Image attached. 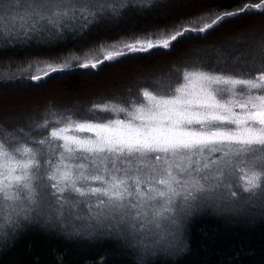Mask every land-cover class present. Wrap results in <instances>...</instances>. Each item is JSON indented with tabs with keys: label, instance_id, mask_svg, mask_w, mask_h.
<instances>
[{
	"label": "snow or ice",
	"instance_id": "6c2138e0",
	"mask_svg": "<svg viewBox=\"0 0 264 264\" xmlns=\"http://www.w3.org/2000/svg\"><path fill=\"white\" fill-rule=\"evenodd\" d=\"M262 3L249 7L264 12ZM115 7L99 0H0V16L14 14L22 22L7 30L8 37L30 38L45 27L59 34L67 21L77 19L87 27ZM244 11L190 25L171 41L186 33L207 34ZM152 39L144 41L150 47L126 44L128 51L100 63L113 65L137 52L169 49V40ZM70 71L62 64L30 79L39 82ZM52 123L57 126L33 139L32 146L10 148L0 140V201L7 211V221L0 222V243L6 245L28 224L75 228L80 221L91 228L93 222L110 221L129 231H143L146 224L159 230L167 224L157 236L180 250L185 246L181 217L224 196L236 197L230 180L236 170L244 173L245 192L255 194L264 181V45L259 60L240 61L235 72L185 70L176 85L162 84L155 93L143 90L139 102L94 104L83 120L57 117ZM48 124L45 120L37 128ZM7 135L0 128V136ZM81 205L87 215L77 212Z\"/></svg>",
	"mask_w": 264,
	"mask_h": 264
},
{
	"label": "trees",
	"instance_id": "16d2710c",
	"mask_svg": "<svg viewBox=\"0 0 264 264\" xmlns=\"http://www.w3.org/2000/svg\"><path fill=\"white\" fill-rule=\"evenodd\" d=\"M99 2L116 7L99 13L94 20L90 16L92 22L87 27H83L85 21L77 19L67 21V27L59 34L45 27L30 33V38L8 37V29H0V128L8 134L0 136V140L10 148L32 146L33 139L41 138L48 129L57 126L52 123L57 117L83 120L86 110L94 104L112 101L126 106L129 99L139 102L143 90L155 93L162 84H178L186 69L235 72L240 61L254 56L260 59L264 43L256 35L264 33V12L249 6L261 0ZM261 7L264 8V3ZM241 8L245 11L227 18L207 34L186 33L177 41H171L177 31L190 25H203L227 12H239ZM146 39L154 43L169 40L170 47L121 57L113 65L100 63L109 55L115 57L118 51H128L126 44L144 43ZM221 48L235 52L224 58L215 55L199 59L200 51L216 53ZM186 49L198 51L197 57L190 53L187 67L176 68L169 79L161 77L177 52ZM231 60L238 64H231ZM62 64L71 71L56 73L39 82L30 79L32 75L43 76L51 72L52 67ZM78 64L89 67L82 68ZM92 64L96 67H91ZM56 82L67 89L65 92L70 97H62L57 91L38 96L37 91L47 90ZM15 93H27V96L23 101L5 102L6 97ZM13 103L24 107L15 109ZM45 120L49 121L47 129H38L37 125ZM77 212L87 215L83 205ZM259 213L258 217H248L243 222L234 218L203 217L182 224L185 246L180 250L151 249L148 242L153 243V240L147 238L143 245L137 244L140 239L131 238L125 230L123 235L117 236L112 229L95 222L91 228L80 221L75 228L67 223L63 227L54 222L33 223L26 225L6 245L0 243V264H264V215Z\"/></svg>",
	"mask_w": 264,
	"mask_h": 264
},
{
	"label": "rangeland",
	"instance_id": "374dc122",
	"mask_svg": "<svg viewBox=\"0 0 264 264\" xmlns=\"http://www.w3.org/2000/svg\"><path fill=\"white\" fill-rule=\"evenodd\" d=\"M92 1L97 2V0H92ZM18 23L20 22L17 21V18L14 14L11 16H0V29H2V27H4L5 29H9L13 25H16ZM256 36H258L259 39H261V41H263L264 43V33H258ZM163 41L164 40H160V41H157L156 43H162ZM136 46L137 47H141V46L147 47L150 45L146 43H138L136 44ZM179 52H177L174 59L171 60L172 61L171 66L167 67L166 71L164 70L165 74L161 77L163 78L166 77L169 79L170 77L174 75L176 68L180 66H186V67L188 66L189 60H190L189 59L190 53H191L190 55L193 57H197V53H198V51L193 50L190 52V50H187V49L180 53ZM234 52L235 51L231 48H221L216 53L202 50L200 51L199 59H204V58H207L208 56H215V55L221 58H224L227 54H231ZM233 63L234 61L231 62V64ZM225 64L226 63H223V65ZM237 64L238 63L235 62L233 65H237ZM51 86L52 87L47 90L44 89V91H37L38 96H40V94L42 93L46 94L50 91L51 92L57 91V93L60 94L62 97H70V95H68L69 93L65 92V90L67 89L64 90L63 89L64 87H62L61 83L56 82ZM58 94H56L55 97ZM25 96H27V93H15V94H12L6 97V101L5 100L4 101L7 103H11L15 101H23V98H25ZM12 105H16L15 109H18V110L24 107L22 106V104H19V103H13ZM240 167H243V165H238L237 169ZM246 171L247 170L245 169V172ZM230 180H231V186H232L231 190L237 192L236 197L232 198V197L224 196L215 201H211L203 206H197L196 208H194L191 216L181 217L180 224L178 225V227H180L182 230V224H190V223H193L195 220H198L203 217H213L215 219L227 218L228 220H230V218H234L238 222H243L248 217H258V215L260 214L259 212H264V181L261 182V188L258 190H255V194H253L250 192H245L243 190L244 173H241L239 170H236L234 174L230 177ZM6 221H7V211L4 207V203L0 201V222H6ZM103 225L107 226V228L109 229H112L113 233H115V235L117 234V236L123 235V232L125 230L126 234L129 235L131 238L135 237V238L140 239V240L136 239L138 241L137 244L143 245L144 244L143 241H145L147 238L150 240H153L154 241L153 243L151 241L148 242V247H150L151 249H154V247L155 248L160 247L162 249L167 247L169 250L175 249V248H172L171 246L165 245L164 242L160 240L157 236V231L162 233L164 229L169 227L167 224H163L159 230H157L154 227V225L146 224L143 231H135V230L129 231L123 225L120 228H116L111 225L110 221H106V223ZM172 227H177V226H172ZM147 231L151 233H147ZM182 235H183V232H182Z\"/></svg>",
	"mask_w": 264,
	"mask_h": 264
}]
</instances>
